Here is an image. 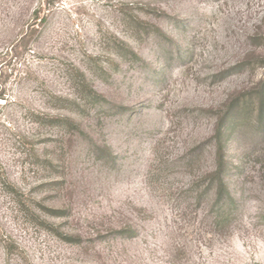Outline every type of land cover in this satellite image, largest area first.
<instances>
[{"label": "rangeland", "instance_id": "374dc122", "mask_svg": "<svg viewBox=\"0 0 264 264\" xmlns=\"http://www.w3.org/2000/svg\"><path fill=\"white\" fill-rule=\"evenodd\" d=\"M263 90L264 0H0V264H264Z\"/></svg>", "mask_w": 264, "mask_h": 264}, {"label": "trees", "instance_id": "16d2710c", "mask_svg": "<svg viewBox=\"0 0 264 264\" xmlns=\"http://www.w3.org/2000/svg\"><path fill=\"white\" fill-rule=\"evenodd\" d=\"M262 102L264 103V90L261 93ZM236 110V109H235ZM239 121V114L229 113L224 117L218 124L217 132L214 137L215 148H216V160L215 169L211 173L213 177L212 185L217 192V195L221 197H230V191L228 190L226 179L227 173V160H226V134L229 131H233L236 124ZM9 188L13 194H17L14 187L9 185Z\"/></svg>", "mask_w": 264, "mask_h": 264}]
</instances>
